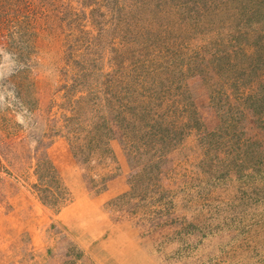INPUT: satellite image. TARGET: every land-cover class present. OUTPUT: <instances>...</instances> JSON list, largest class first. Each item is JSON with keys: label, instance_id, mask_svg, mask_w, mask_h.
Listing matches in <instances>:
<instances>
[{"label": "rangeland", "instance_id": "rangeland-1", "mask_svg": "<svg viewBox=\"0 0 264 264\" xmlns=\"http://www.w3.org/2000/svg\"><path fill=\"white\" fill-rule=\"evenodd\" d=\"M103 118L113 162L74 159ZM0 120V264H264V0H1Z\"/></svg>", "mask_w": 264, "mask_h": 264}, {"label": "trees", "instance_id": "trees-1", "mask_svg": "<svg viewBox=\"0 0 264 264\" xmlns=\"http://www.w3.org/2000/svg\"><path fill=\"white\" fill-rule=\"evenodd\" d=\"M23 18L18 16L16 13L9 19L10 21L13 19V22L17 25V27L21 28L23 24H25V26L28 25V20L27 19L25 20ZM26 36L28 35H25L23 41L21 40L22 43H24L25 38L26 39L28 38ZM11 38L13 42L14 34L11 35ZM13 55L17 57L16 53H13ZM12 80H14V84H15L18 81V76ZM22 102H24L23 99ZM6 124H9V126L6 127ZM6 124L4 123L2 124L0 120V178L2 177V174H6V175L9 174L5 162H7V158L10 154L9 150L12 147L11 145L14 144L18 139L16 134H19L18 133L19 131L17 132L12 128V126L14 125L12 124V122ZM69 132L70 135H68V137H65V139L71 149L72 157L74 159L77 160L80 154L86 152L85 150H87V154H88L87 157L90 158V156H92V154L94 153V150H96L97 148L100 151L101 159L99 158V161L101 160L100 163H102V165L106 166L107 161L113 162L111 151L108 148V141L110 139L109 138L110 129L106 127V120H104V118L98 120L97 123L91 122L88 123V125H86L85 127L72 129ZM42 140H44V135L41 136L40 138L38 137H36L35 139L32 138V141L35 144V148L33 149L35 150V153L33 151L31 160L33 162V173L36 182L33 183L31 187L42 205L58 209L60 205H62L61 202L63 201L62 198L64 195V189H62L61 181L57 173V170L55 169L54 165L48 158L47 154L44 153V151L40 147L38 148L36 147L39 145H43ZM89 158L87 160H89ZM87 160L82 161V163L89 164V161ZM144 168L145 167L142 168V171ZM146 168L149 169L148 167ZM86 174H89V172ZM105 177L106 176L101 174L96 175V178L99 182L98 185L101 186L105 185V181H106ZM88 179L90 180L89 183H92V187H94L93 184L94 181H92L93 179H91V176L88 175ZM132 206H137V205H132ZM156 213L158 214L160 212H156Z\"/></svg>", "mask_w": 264, "mask_h": 264}]
</instances>
